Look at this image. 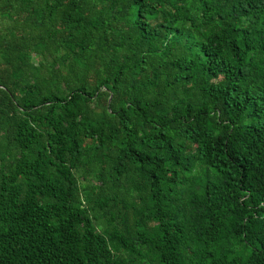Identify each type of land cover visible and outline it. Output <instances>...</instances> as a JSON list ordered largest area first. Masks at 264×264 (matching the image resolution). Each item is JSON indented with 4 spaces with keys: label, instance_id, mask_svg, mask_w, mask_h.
Returning <instances> with one entry per match:
<instances>
[{
    "label": "trees",
    "instance_id": "trees-1",
    "mask_svg": "<svg viewBox=\"0 0 264 264\" xmlns=\"http://www.w3.org/2000/svg\"><path fill=\"white\" fill-rule=\"evenodd\" d=\"M0 264H264V0H0Z\"/></svg>",
    "mask_w": 264,
    "mask_h": 264
}]
</instances>
